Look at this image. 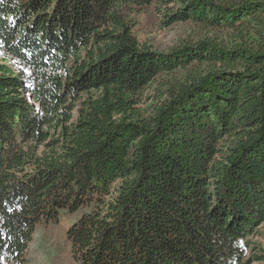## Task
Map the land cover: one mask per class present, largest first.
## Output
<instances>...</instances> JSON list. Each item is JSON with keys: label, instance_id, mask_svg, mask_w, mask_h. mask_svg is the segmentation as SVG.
I'll return each instance as SVG.
<instances>
[{"label": "trees", "instance_id": "16d2710c", "mask_svg": "<svg viewBox=\"0 0 264 264\" xmlns=\"http://www.w3.org/2000/svg\"><path fill=\"white\" fill-rule=\"evenodd\" d=\"M131 7L230 40L158 51ZM0 53V264L25 263L36 226L65 212H80L79 264L252 262L263 0H0Z\"/></svg>", "mask_w": 264, "mask_h": 264}, {"label": "rangeland", "instance_id": "374dc122", "mask_svg": "<svg viewBox=\"0 0 264 264\" xmlns=\"http://www.w3.org/2000/svg\"><path fill=\"white\" fill-rule=\"evenodd\" d=\"M231 1V0H218ZM233 1V0H232ZM264 1V0H263ZM126 10V15L134 23V35L140 43H146L152 48L167 52L182 42L196 41L201 38H213L217 42H228L229 33L214 30H206L190 22L174 23L164 27L161 18L151 8L142 10ZM0 63L9 64L0 53ZM182 72L178 71L179 77ZM80 216V212L69 214L60 213L57 221L39 223L28 245L25 263L23 264H79L70 252V245L66 240V231L70 225ZM264 255V223L257 233L247 240L245 259H251L250 264H264V261L253 259V256Z\"/></svg>", "mask_w": 264, "mask_h": 264}]
</instances>
